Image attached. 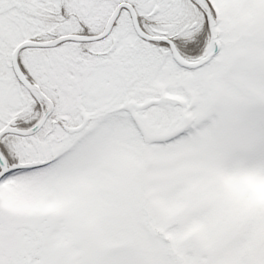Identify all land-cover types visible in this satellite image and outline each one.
<instances>
[{"label":"snow or ice","instance_id":"1","mask_svg":"<svg viewBox=\"0 0 264 264\" xmlns=\"http://www.w3.org/2000/svg\"><path fill=\"white\" fill-rule=\"evenodd\" d=\"M0 264H264V0H0Z\"/></svg>","mask_w":264,"mask_h":264}]
</instances>
